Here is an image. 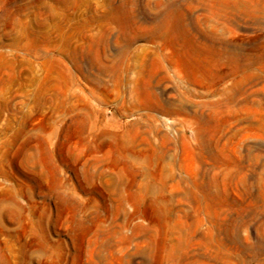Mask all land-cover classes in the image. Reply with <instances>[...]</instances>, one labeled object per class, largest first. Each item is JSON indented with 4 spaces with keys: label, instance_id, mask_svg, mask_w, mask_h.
Returning a JSON list of instances; mask_svg holds the SVG:
<instances>
[{
    "label": "rangeland",
    "instance_id": "1",
    "mask_svg": "<svg viewBox=\"0 0 264 264\" xmlns=\"http://www.w3.org/2000/svg\"><path fill=\"white\" fill-rule=\"evenodd\" d=\"M0 264H264V0H0Z\"/></svg>",
    "mask_w": 264,
    "mask_h": 264
}]
</instances>
